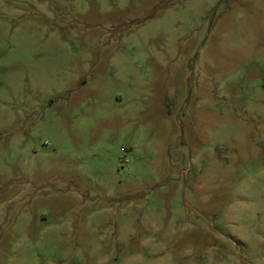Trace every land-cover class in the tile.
<instances>
[{"label": "rangeland", "instance_id": "obj_1", "mask_svg": "<svg viewBox=\"0 0 264 264\" xmlns=\"http://www.w3.org/2000/svg\"><path fill=\"white\" fill-rule=\"evenodd\" d=\"M0 264H264V0H0Z\"/></svg>", "mask_w": 264, "mask_h": 264}]
</instances>
